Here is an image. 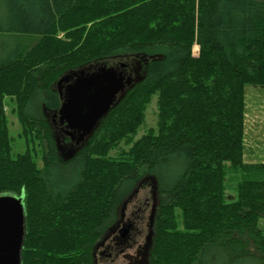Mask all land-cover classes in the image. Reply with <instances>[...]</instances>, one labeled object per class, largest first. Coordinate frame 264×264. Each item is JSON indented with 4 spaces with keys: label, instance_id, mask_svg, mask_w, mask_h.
Segmentation results:
<instances>
[{
    "label": "trees",
    "instance_id": "obj_1",
    "mask_svg": "<svg viewBox=\"0 0 264 264\" xmlns=\"http://www.w3.org/2000/svg\"><path fill=\"white\" fill-rule=\"evenodd\" d=\"M0 35L40 38L0 52V195L24 198L23 264H92L147 177L151 264H264V165L244 162L245 89L264 87V0H0ZM127 55L144 58L142 78L61 158L47 116L62 103L57 77ZM154 97L158 126L136 139Z\"/></svg>",
    "mask_w": 264,
    "mask_h": 264
},
{
    "label": "rangeland",
    "instance_id": "obj_2",
    "mask_svg": "<svg viewBox=\"0 0 264 264\" xmlns=\"http://www.w3.org/2000/svg\"><path fill=\"white\" fill-rule=\"evenodd\" d=\"M59 37L63 38L64 34H60ZM39 41L40 38L35 35H0V52H3L8 47H18L30 51L39 43ZM199 55L200 49L197 45H195L193 48V57L197 58L199 57ZM143 59L144 58L139 57L137 55H127L95 60L91 64L79 67L77 69H74L73 71L69 70L63 73L62 75H59L53 84L54 90L59 92L60 87V89L62 90L66 89L64 88V86L70 82H64V77H69L75 74L81 75L82 73H84V75H92L93 73H100L101 70H111L114 71L116 74L124 73L125 80H133L132 86H127L126 88L127 90L125 91L126 93L124 95L126 96L127 92L129 91V88L133 87L143 76ZM122 65H126V67L122 68ZM73 84L75 83H71L68 85L70 86ZM217 85L213 84L212 86L215 88L217 87ZM122 99L119 101V103H117L116 108L118 107ZM156 100L157 99L154 97L149 107L146 108L144 126L139 129L136 139H139L140 137L146 135V133L150 129H155L158 126L159 110L157 107ZM7 102H9V99H7ZM260 102H264V96L255 99V102L253 101L249 103V121H252L254 119V122L252 121L249 125L253 127V129L258 128L257 125H255L256 118L253 116L256 114L257 110L255 105H260ZM90 104L91 102H87L85 106L88 109H91ZM10 105L14 107L15 102H12V104ZM262 107L264 108V106ZM260 118L261 123L264 127V115ZM9 120L10 136L13 138V153H24L26 151V146L23 140L20 138L21 126L18 121V118L16 116L11 115ZM258 143L259 144L256 145L254 143L253 144L256 147H261V142ZM59 145H61L63 148L65 147L61 152L59 151L61 158L65 160L69 159L72 155L77 152L75 150L69 152L68 143L60 141ZM36 147L39 151L44 150V147L40 145V142L36 144ZM38 162H40L39 164L40 166H42L41 160ZM232 194L233 193H231V195ZM157 208L158 197L155 189L154 179L147 177L139 183L135 190L121 204L119 209V223L121 220L123 223L114 225L108 232L100 236V238L93 245L92 264H151L152 254L156 241L155 227L157 221ZM154 209H156L154 213L156 220L151 227L152 212ZM126 222L132 223L134 225V230L129 233V235H127L129 236L128 239L124 243H122L120 239V232L126 231L127 227L123 225ZM247 252L249 253V249H247Z\"/></svg>",
    "mask_w": 264,
    "mask_h": 264
},
{
    "label": "water",
    "instance_id": "obj_3",
    "mask_svg": "<svg viewBox=\"0 0 264 264\" xmlns=\"http://www.w3.org/2000/svg\"><path fill=\"white\" fill-rule=\"evenodd\" d=\"M125 68L126 65H122ZM77 87L70 86L67 101H77L76 106L83 110L82 118L87 126L108 111L117 92L122 91L125 78L122 73L111 70H101L92 75L76 74ZM68 78V77H67ZM90 100V101H89ZM91 102V109L85 104ZM62 120L71 123V118L65 114ZM127 230L122 232L124 238ZM26 236V209L24 198L15 195H0V264H22V251Z\"/></svg>",
    "mask_w": 264,
    "mask_h": 264
},
{
    "label": "flooded vegetation",
    "instance_id": "obj_4",
    "mask_svg": "<svg viewBox=\"0 0 264 264\" xmlns=\"http://www.w3.org/2000/svg\"><path fill=\"white\" fill-rule=\"evenodd\" d=\"M122 75L125 78V74L122 73ZM77 79L78 77L75 74V75L69 76L68 78L64 77L63 80L64 82H70L68 84H71V83H75ZM123 82L125 84L123 90L116 93V95L114 96V101L112 105L109 107L108 111L106 110L104 113H102L98 117V119L91 121L89 126H87V122L82 118L83 110L80 109L78 106H76L77 101H74V100L69 101V99L67 101L69 91L71 90L70 89L71 85L69 86L68 84H66L64 86V88H66L65 90L60 89L61 87L59 88V93L61 94V97H62L61 106L55 112L49 111V113H47V116H48V119L50 118L49 122H50L51 127L53 128V134H54L55 140L58 142V148L60 152L65 148L59 145L60 141L69 144V152H72L74 150L78 151L81 149V147L87 145L91 141L97 129L101 125L103 119L109 113H111L112 110L116 108L117 103H119V101L125 95L127 86L128 87L131 86L133 80L126 79ZM74 87L76 88L77 85ZM63 114L71 118L70 124H68L66 120L61 119V116ZM155 211L156 209H154L152 212L151 227H152V224H154L156 220L154 216ZM120 223H123L122 220L120 221ZM120 223H119V216H118L117 224H120ZM123 225L127 227L126 230L128 234H126V236L123 238L122 237L123 231L120 232V239L122 243H124L128 239L129 236L127 235H129V233H131L134 230V225L130 222H126Z\"/></svg>",
    "mask_w": 264,
    "mask_h": 264
},
{
    "label": "crops",
    "instance_id": "obj_5",
    "mask_svg": "<svg viewBox=\"0 0 264 264\" xmlns=\"http://www.w3.org/2000/svg\"><path fill=\"white\" fill-rule=\"evenodd\" d=\"M264 96V87L247 86L245 90V101H246V116H245V134H244V162L247 164H262L264 165V127L261 123V118L264 113V102L254 104L256 107V114L253 116L256 118L255 125L258 128L253 129L249 124L253 121H249V103L255 102V99ZM250 134V135H249ZM256 134V135H254ZM254 136V137H253ZM261 147H256L254 144H259ZM254 143V144H253Z\"/></svg>",
    "mask_w": 264,
    "mask_h": 264
},
{
    "label": "bare ground",
    "instance_id": "obj_6",
    "mask_svg": "<svg viewBox=\"0 0 264 264\" xmlns=\"http://www.w3.org/2000/svg\"><path fill=\"white\" fill-rule=\"evenodd\" d=\"M77 84L75 83V84H73L72 86H76Z\"/></svg>",
    "mask_w": 264,
    "mask_h": 264
}]
</instances>
